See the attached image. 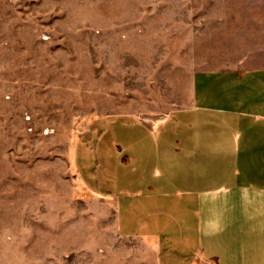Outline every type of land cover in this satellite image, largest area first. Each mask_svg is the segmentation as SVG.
<instances>
[{"label":"rangeland","instance_id":"374dc122","mask_svg":"<svg viewBox=\"0 0 264 264\" xmlns=\"http://www.w3.org/2000/svg\"><path fill=\"white\" fill-rule=\"evenodd\" d=\"M175 45L173 0H0V264H158L73 154L101 120L186 107L195 67Z\"/></svg>","mask_w":264,"mask_h":264},{"label":"crops","instance_id":"0c3cea01","mask_svg":"<svg viewBox=\"0 0 264 264\" xmlns=\"http://www.w3.org/2000/svg\"><path fill=\"white\" fill-rule=\"evenodd\" d=\"M173 2L186 107L156 126L101 120L75 147L79 186L158 264H264V0Z\"/></svg>","mask_w":264,"mask_h":264}]
</instances>
